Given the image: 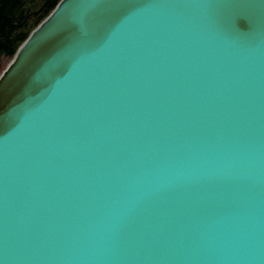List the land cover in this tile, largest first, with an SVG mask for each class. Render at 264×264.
<instances>
[{
	"label": "water",
	"instance_id": "1",
	"mask_svg": "<svg viewBox=\"0 0 264 264\" xmlns=\"http://www.w3.org/2000/svg\"><path fill=\"white\" fill-rule=\"evenodd\" d=\"M0 264H264V0H59L0 73Z\"/></svg>",
	"mask_w": 264,
	"mask_h": 264
},
{
	"label": "trees",
	"instance_id": "2",
	"mask_svg": "<svg viewBox=\"0 0 264 264\" xmlns=\"http://www.w3.org/2000/svg\"><path fill=\"white\" fill-rule=\"evenodd\" d=\"M59 0H0V73Z\"/></svg>",
	"mask_w": 264,
	"mask_h": 264
},
{
	"label": "rangeland",
	"instance_id": "3",
	"mask_svg": "<svg viewBox=\"0 0 264 264\" xmlns=\"http://www.w3.org/2000/svg\"><path fill=\"white\" fill-rule=\"evenodd\" d=\"M10 60H11V59H10ZM10 60H9V61H10ZM6 65H7V64H6Z\"/></svg>",
	"mask_w": 264,
	"mask_h": 264
}]
</instances>
